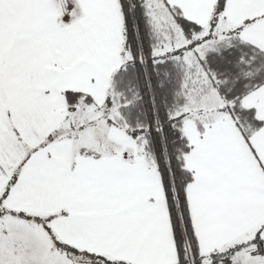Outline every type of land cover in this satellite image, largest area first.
I'll list each match as a JSON object with an SVG mask.
<instances>
[{"label": "snow or ice", "instance_id": "1", "mask_svg": "<svg viewBox=\"0 0 264 264\" xmlns=\"http://www.w3.org/2000/svg\"><path fill=\"white\" fill-rule=\"evenodd\" d=\"M0 264H264V0H0Z\"/></svg>", "mask_w": 264, "mask_h": 264}]
</instances>
